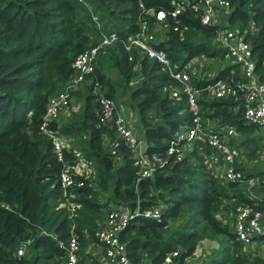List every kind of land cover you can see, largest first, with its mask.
<instances>
[{"label": "trees", "instance_id": "obj_1", "mask_svg": "<svg viewBox=\"0 0 264 264\" xmlns=\"http://www.w3.org/2000/svg\"><path fill=\"white\" fill-rule=\"evenodd\" d=\"M196 1L182 0L184 8L177 20L185 29L180 33L157 27L152 45L162 48L178 67L194 56L201 60L200 69L190 73L193 85L201 88L197 96L201 117L214 128L234 126L236 135L229 140L243 148L244 156L236 166L256 179L254 191L264 192V128L243 121L240 100L209 97L202 89L216 79H245L239 65L227 60L224 48L212 40L215 30L223 25L245 29L257 78L264 81V0H226L227 7L218 8L225 14L224 21L211 23L200 22L191 8ZM142 3L144 9L151 7L153 11H167L173 5L170 0ZM142 17L149 21L151 30L153 15L142 12L138 0H0V264H65L64 245L71 222L78 237L80 260L107 264L84 250L89 242L100 244L95 233L108 210L155 204L161 206L159 219L136 215L118 232L134 264H141L143 256L147 258L144 264H160L170 250L176 251L174 258L182 264L201 238L198 229L225 237V246L208 264L247 261L249 254L241 251L232 227L215 217L223 198L235 195L247 200L244 186L223 182L208 172L194 148L179 160L170 158L150 176L138 177L133 154L123 141L118 139L116 154L110 152L108 141L115 132L113 126L98 121L91 81L72 90L74 96L82 98L80 109L47 126L70 139L72 146L62 151L65 161L78 159L76 147L90 167L85 176L74 174L76 179H83V184L73 187V199L79 204L76 214L69 216L67 209L58 205L62 161L55 157L49 136L40 128L47 98L56 91L46 70L54 69L62 84L71 73L74 56L94 44L100 32L114 31L117 38L98 54L92 79L99 82L101 93L128 115L147 151H163L173 134L189 122L183 95L178 99L169 95L170 85L177 82L136 46L124 48L123 42L138 31ZM204 58L209 61L204 62ZM224 59L227 63L218 66ZM103 67L117 77L105 74ZM124 94L135 100L136 124L128 110L119 107ZM155 116L158 118L153 121ZM186 203L192 211L183 214ZM179 217L182 222L170 224ZM26 239V248L16 254V246ZM253 260L262 264L256 257Z\"/></svg>", "mask_w": 264, "mask_h": 264}, {"label": "built area", "instance_id": "obj_2", "mask_svg": "<svg viewBox=\"0 0 264 264\" xmlns=\"http://www.w3.org/2000/svg\"><path fill=\"white\" fill-rule=\"evenodd\" d=\"M170 3L173 5L167 11L161 8L153 11L151 7L144 9L142 0H138V6L142 12L153 15V27L149 30V21L143 17L139 18L138 31L134 35L127 36L123 44L126 50L134 45L147 58L156 60L161 69L177 82L175 85H170L169 95L175 99L183 95L189 112L188 124L173 134L163 151H147L145 141L133 131L128 115L123 110H118L114 100L101 93L99 82L92 79L98 54L117 38L114 31L100 32L94 44L87 46L74 56L70 63V75L47 98L41 117L40 128L49 136L55 157L62 161L58 174L60 187L58 205L71 210L70 215L74 214L73 210L79 204L73 199L75 197L73 187L83 184V179H76L74 174L85 176L90 167L88 160L81 156L76 147L73 149L78 159L73 162L65 161L62 151L63 148L72 146L70 139L59 135L56 130L48 129L47 126L50 121H57L62 116L60 115L62 112L66 111L65 115L69 113V109L65 108L71 106V98L74 97L72 90L80 88L88 80L92 82L91 91L96 95L95 99L98 103V121L110 127L113 126L115 132L114 138L108 141L110 152L116 154L118 139L123 141L133 154L138 177L150 176L154 170L170 162V158L173 161L181 159L192 143L200 142V144H195L196 149L201 154L209 172L223 182L232 181L244 186L243 192L247 200L239 199L235 195L223 198L215 217L221 223L232 227L235 239L241 244V251L249 254L246 256L247 262L243 264H256L253 260L255 257L264 264V192L254 191L253 186L256 179L250 175H244L236 166V163L243 161L244 156L243 148L229 140V137L236 135L234 126L225 124L214 128L212 123L204 122L201 117L197 99L201 88L194 86L190 79V73L200 69L201 60L194 56L178 67L162 48L152 45L155 40L153 30L157 27L162 30L172 28L180 33L182 29H185V25H180L177 20V15L184 8V3L182 0H170ZM227 5L226 0H197L192 2L191 8L196 11L201 23H211L215 20V10L220 7L226 8ZM96 26L98 27L97 23ZM244 32L245 29L223 25L215 30L212 40L224 48V57L227 60L239 65L240 72L245 79L234 82L216 79L202 89H206L209 97L232 96L240 100L243 121L264 128V81L257 78L255 60L249 42L244 39ZM195 62L197 66H194ZM204 146H208L209 149L206 150ZM136 215L159 219L161 206L160 204L144 208L118 206L109 209L102 226L95 233L101 245L100 261L107 264H134L126 255L125 243L119 239L118 232ZM73 227V222H71L64 245L65 264H86L80 260L78 237ZM28 241V239L21 241L16 246L15 253L22 254ZM176 255L175 250L167 251L162 256L160 264H171Z\"/></svg>", "mask_w": 264, "mask_h": 264}, {"label": "rangeland", "instance_id": "obj_3", "mask_svg": "<svg viewBox=\"0 0 264 264\" xmlns=\"http://www.w3.org/2000/svg\"><path fill=\"white\" fill-rule=\"evenodd\" d=\"M215 20H221L222 22L225 19V14H223L221 12V10H218L215 12ZM225 63H227V60H223L222 62H219L218 64L224 65ZM103 71L105 74H113L114 78L117 77L115 72H112L109 68L107 67H103ZM47 73V77H48V81L49 84H53L54 83V87H53V91L55 90V88L57 89V87L61 84L60 80H58V74H56L55 70L53 69H47L46 70ZM86 83H89V81H85ZM84 82V83H85ZM83 83V84H84ZM82 84V85H83ZM53 94V93H52ZM71 106L70 108H65V109H69V113L72 110L73 112H77L80 107H81V100L82 98L79 96H74L71 98ZM135 100L130 98L127 94L121 95L120 100H119V107L121 108H125V110H128V114L130 116V118L133 120H135V124L136 122V109H135ZM66 112V111H65ZM64 112V113H65ZM63 112L60 114L62 115L61 117H64L65 114ZM152 116H154V113L152 112ZM157 116L153 117V121L157 120ZM138 128V127H137ZM139 130V129H138ZM90 177V175H89ZM78 207V206H77ZM76 208V207H75ZM67 209V208H66ZM182 212L183 214H188L192 211L191 205L186 203L184 205H182ZM77 210V208L73 211V215L74 216L76 213L75 211ZM67 213L70 215L71 210L67 209ZM181 221V217H179L178 219H176L174 222H170V224L174 223H180ZM199 233L201 234V238L198 240L196 246L194 247L193 252H191L188 256H186L183 259V263L182 264H208V260L213 258L216 254L221 252V248L225 246V242L224 239L225 237H223V235H219V234H213V233H209L206 229L205 230H200L198 229ZM228 252H230L229 249H226ZM146 261V257H144V259H142V264H144ZM178 258L175 257L173 258L171 264H177ZM247 262L246 260L242 262L245 263Z\"/></svg>", "mask_w": 264, "mask_h": 264}, {"label": "crops", "instance_id": "obj_4", "mask_svg": "<svg viewBox=\"0 0 264 264\" xmlns=\"http://www.w3.org/2000/svg\"><path fill=\"white\" fill-rule=\"evenodd\" d=\"M216 10H218V8L216 9ZM225 24V23H224ZM224 26H226V25H224ZM227 27H229V26H227ZM209 60H207V59H205L204 58V62H208ZM210 62L212 63L213 62V59H211L210 60ZM212 65V64H211ZM214 65V70L216 69V65L215 64H213ZM218 66H220L219 64H218ZM212 74V73H211ZM190 144H188V146H189ZM196 145H195V143H192L191 144V147H190V149L188 150V151H190L192 148H194L195 150H196V153H198V151H197V149H196V147H195ZM199 154V153H198ZM201 155V154H200ZM202 163L204 164V162H203V158H202ZM204 166H205V169L207 170V167H206V165L204 164ZM90 171V168H88V172ZM208 171V170H207ZM209 172V171H208ZM87 254L89 253V254H92V255H96L97 257L99 256L100 257V252H101V245L100 244H97V243H94V242H89L87 245H86V247H85V250H84ZM98 257V258H99ZM144 257L145 256H143L142 257V259H144ZM100 260V259H99ZM145 262H147V258H146V261ZM142 264V263H141Z\"/></svg>", "mask_w": 264, "mask_h": 264}]
</instances>
